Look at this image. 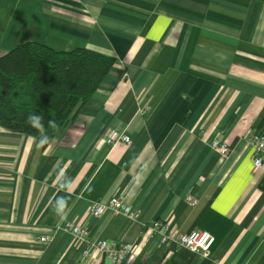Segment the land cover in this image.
Masks as SVG:
<instances>
[{
	"label": "crops",
	"instance_id": "crops-1",
	"mask_svg": "<svg viewBox=\"0 0 264 264\" xmlns=\"http://www.w3.org/2000/svg\"><path fill=\"white\" fill-rule=\"evenodd\" d=\"M28 40L115 62L47 145L0 127V264H264V164L253 172L249 141L264 131V0H0V56ZM113 196L136 217L90 213ZM156 219L211 233L209 255L163 241ZM67 221L133 252L85 256Z\"/></svg>",
	"mask_w": 264,
	"mask_h": 264
},
{
	"label": "trees",
	"instance_id": "trees-1",
	"mask_svg": "<svg viewBox=\"0 0 264 264\" xmlns=\"http://www.w3.org/2000/svg\"><path fill=\"white\" fill-rule=\"evenodd\" d=\"M114 62L113 56L84 47L55 50L34 40L15 44L0 56V127L39 140L41 133L26 121L30 114H42L50 142L90 99ZM50 120L55 128L49 127Z\"/></svg>",
	"mask_w": 264,
	"mask_h": 264
},
{
	"label": "built area",
	"instance_id": "built-area-1",
	"mask_svg": "<svg viewBox=\"0 0 264 264\" xmlns=\"http://www.w3.org/2000/svg\"><path fill=\"white\" fill-rule=\"evenodd\" d=\"M121 141L125 144L130 142V137L126 134L113 135L107 138L109 144ZM249 141L255 147V155L253 157V172H257L264 164V131L252 133L249 136ZM213 145L218 148L222 155L229 152V146L226 143L214 141ZM187 199L193 202V199L187 195ZM111 210L114 213H123L131 217H136V212L119 197H111L107 201H93L89 206V211L93 216H100L105 211ZM64 228L73 234L80 242L85 243L83 254L88 256L91 251H98L107 255L115 263H119L126 259L133 252L134 246L129 242H121L108 239L89 240L87 238V230L73 222L67 221ZM147 229L151 232H158L162 235L163 241H172L179 247H185L193 252L200 254L203 257L209 255L210 248L214 242V236L207 231L192 230L187 233L171 232L170 224L161 219L152 220ZM45 240L44 237L41 238Z\"/></svg>",
	"mask_w": 264,
	"mask_h": 264
},
{
	"label": "clouds",
	"instance_id": "clouds-1",
	"mask_svg": "<svg viewBox=\"0 0 264 264\" xmlns=\"http://www.w3.org/2000/svg\"><path fill=\"white\" fill-rule=\"evenodd\" d=\"M32 128L37 129L41 135L39 137L38 143L40 145H45L49 143L50 138L44 133V125H43V115L42 114H37L33 113L28 115L27 121H26ZM49 127L55 128L56 124L55 121L50 120L49 122ZM61 183L59 187L62 190L71 192L72 190V179L67 177L65 174L61 173ZM56 215L61 219L64 220L67 218L69 206H68V201L65 197H59L56 200Z\"/></svg>",
	"mask_w": 264,
	"mask_h": 264
}]
</instances>
